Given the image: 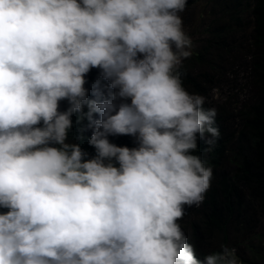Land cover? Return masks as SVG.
<instances>
[{
	"label": "clouds",
	"instance_id": "clouds-1",
	"mask_svg": "<svg viewBox=\"0 0 264 264\" xmlns=\"http://www.w3.org/2000/svg\"><path fill=\"white\" fill-rule=\"evenodd\" d=\"M187 4L0 0V264H241L228 245L199 259L178 223L213 177L193 153L221 136L182 86ZM74 114L94 156L68 142Z\"/></svg>",
	"mask_w": 264,
	"mask_h": 264
},
{
	"label": "trees",
	"instance_id": "trees-1",
	"mask_svg": "<svg viewBox=\"0 0 264 264\" xmlns=\"http://www.w3.org/2000/svg\"><path fill=\"white\" fill-rule=\"evenodd\" d=\"M204 1L207 0H188L185 11L181 13L182 18L185 13ZM210 1L216 2L218 6L211 10V15L215 16L213 24L220 25L219 30L222 35L229 34L232 29L231 21L236 20V23H239V17L225 8L230 0ZM239 1L243 7L242 15L250 13L255 23V39L261 53L254 62V70L263 91V96L258 104L254 105L252 116L247 123L251 137L249 145L244 150L234 151V138L227 127L225 110L221 105L211 102V99L218 102L211 93L219 85V81L215 74L216 62L204 56L209 50L205 41L199 47L193 46L192 56L183 61L181 69L182 86L190 94L204 96L205 108H216V125L221 133L211 153L204 152L206 145L203 140L199 141V147L193 153L199 155L206 166L213 169V177L210 189L205 194V200L199 207H187L183 219L178 221L188 235H186L188 242L194 246L196 256L201 260L208 254L220 251L223 245L241 249L239 236L245 229L257 233L258 237H264V0ZM225 21L226 24L221 23ZM98 78V69H92L86 76L85 87L88 89L89 99H96L92 94V84ZM102 84L106 82L102 81ZM67 107V101L60 102V111L66 110ZM84 111L86 112L87 109L85 108ZM77 115L74 114L72 117L73 127L69 131L68 142L80 144L90 157L94 156L95 149L87 143L91 129L83 133V139H79L81 135L79 130L87 124V120L77 123ZM109 140L117 146L129 148L136 146L130 136H110ZM230 162L235 165L232 173L225 169ZM249 248L251 254L238 252L242 255H238L241 263L264 264L261 246L253 243Z\"/></svg>",
	"mask_w": 264,
	"mask_h": 264
},
{
	"label": "rangeland",
	"instance_id": "rangeland-1",
	"mask_svg": "<svg viewBox=\"0 0 264 264\" xmlns=\"http://www.w3.org/2000/svg\"><path fill=\"white\" fill-rule=\"evenodd\" d=\"M204 2L184 14L183 27L193 46L199 47L205 41L209 47L204 56L216 62L217 72L214 73L219 85L214 89L219 90L220 96L219 100L216 99L218 102L213 99L211 102L221 105L225 110L227 127L234 138V151L244 150L251 137L247 122L261 96L254 70V62L260 53L255 44V23L250 13L242 15L243 7L239 0H230L225 8L239 17V23L231 21L230 33L222 35L220 25L213 24L215 16L211 15V10L218 7L217 3L210 0ZM221 23L226 24V21ZM211 94L214 96L213 92ZM239 239L242 247L237 249L238 252L251 254L249 245L254 243L261 246L264 253V237H258L250 229H245Z\"/></svg>",
	"mask_w": 264,
	"mask_h": 264
}]
</instances>
